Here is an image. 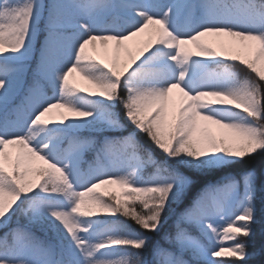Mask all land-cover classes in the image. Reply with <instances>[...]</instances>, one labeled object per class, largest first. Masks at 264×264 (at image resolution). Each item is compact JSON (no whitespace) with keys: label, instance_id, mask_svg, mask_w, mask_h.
<instances>
[{"label":"snow or ice","instance_id":"6c2138e0","mask_svg":"<svg viewBox=\"0 0 264 264\" xmlns=\"http://www.w3.org/2000/svg\"><path fill=\"white\" fill-rule=\"evenodd\" d=\"M45 12L39 78L29 85L21 122L19 108L9 107V76L22 71ZM114 12L122 22L102 19ZM209 36L220 38L216 47ZM232 65L257 79L241 78ZM74 72L95 91L73 83ZM117 105L132 130L106 136L95 165L81 172L80 154L95 142L77 133L125 130ZM0 112V228H8L0 264H264L256 260L264 243H252L264 222V180L254 168L202 188L166 236L174 247L149 249V234L196 174L264 153V0H0ZM65 139L72 151H61ZM149 165L155 171L145 179ZM17 209L52 232L58 249L25 227H9ZM225 211L231 215L220 228L213 217Z\"/></svg>","mask_w":264,"mask_h":264},{"label":"trees","instance_id":"16d2710c","mask_svg":"<svg viewBox=\"0 0 264 264\" xmlns=\"http://www.w3.org/2000/svg\"><path fill=\"white\" fill-rule=\"evenodd\" d=\"M240 74L242 78L244 76H249V78L257 79L254 74L249 73L248 71L241 72ZM115 110L119 112L120 119L123 123H125L126 128H130L131 126L127 125V122L124 119L122 107L117 105ZM84 130L91 134H96V133H99L100 131H106L100 128H85ZM142 139L147 140V137L143 135ZM151 151L153 152L156 158L163 159L162 153L158 149L156 150L155 148H151ZM249 168H254L259 174L260 178L264 180V153H260L250 159H245L243 162L235 163L230 166H226L222 169H217V170L208 171L205 173L196 174L194 176V183L186 191L184 198L180 200L179 202H174L164 212L159 231L156 233L149 234L151 237L150 242H149V249H151L154 245H157L163 241L164 234L170 229L171 224L174 222L173 220L174 217L180 216L182 205L186 203L188 204L190 199L195 198L198 194L199 189L202 188L204 184H206L207 182L215 181L219 179L220 177H223L228 174L235 175L236 177H238V179H240V176ZM21 208H23V206H21ZM137 211H139V205H137ZM101 219H103V217H101ZM121 220L124 221L130 229L137 231V232L142 231V229H140L139 226L136 225L134 221L126 217H121ZM16 222L29 223L30 225H32L31 227L35 231L40 232L41 235L45 236L48 239L45 242L46 244L52 245L53 247H56L58 249L59 242L56 236L52 232L47 231L41 224L30 223L28 218L22 214V211L20 209H17V211L11 217L9 224H13ZM255 229H256V236L252 243H254L257 249H259L261 244L264 243V222H261L258 220L257 224L255 225ZM238 240L243 241L244 238L239 237ZM211 246L212 244L209 243V247ZM120 251L131 252L133 251V249L131 248L120 249ZM113 258H117V257H113ZM216 259H225V264H235L234 258H216ZM261 259H264V258L256 257V260L258 261Z\"/></svg>","mask_w":264,"mask_h":264},{"label":"rangeland","instance_id":"374dc122","mask_svg":"<svg viewBox=\"0 0 264 264\" xmlns=\"http://www.w3.org/2000/svg\"><path fill=\"white\" fill-rule=\"evenodd\" d=\"M50 2H51V0H48V3H50ZM159 2H161V3H171L172 0H159ZM160 10H165V9H160ZM121 15H122V14H121ZM122 20H123V19H122ZM68 35H70V33L67 32V31H64V32L61 33V36H68ZM211 37H214L217 41H218V39H220V38L215 37V36H211ZM37 38H38V36H37ZM37 38L33 41L32 51H33L34 44H35V41L37 40ZM207 38H208V37H206V40H207ZM135 39H139V38H135ZM44 41H45V38H44L42 44L44 43ZM97 46H98V45H97ZM89 50H92V49H91V46H89ZM31 54H32V52H31L29 55H31ZM13 66H14V65H13ZM23 78H24V77H23V75H22V72L14 73V74H10L9 79H10V81L12 82V87H13L12 96H13V93L15 92V90H16V89L20 86V84L23 82ZM70 80H71L73 83H75L78 87H82V86H81V83L88 84V82H87L86 80H84V79H83L78 73H76V72L70 74ZM83 88H84V87H83ZM90 90L95 91L94 88H91ZM44 91L47 92V93L50 92V91H46L45 88H44ZM48 95H51V93H48ZM12 96H11V98H12ZM30 105H31V100H30L29 95L27 94V95L25 96V103L23 104V106L19 107L18 116H19V119L21 120V122L24 121L25 117L27 116L28 112L30 111ZM22 107H23V108H26V111H24V110L22 109ZM57 111H63V110H54V112H57ZM12 118H13V119H16V118H17V115L12 116ZM102 187H103V186H101V188H102ZM230 213H231V212H230Z\"/></svg>","mask_w":264,"mask_h":264}]
</instances>
